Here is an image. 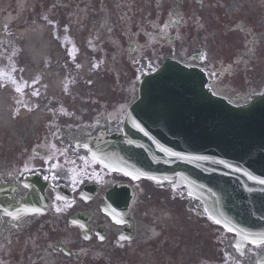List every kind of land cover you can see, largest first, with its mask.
<instances>
[{"label": "flooded vegetation", "instance_id": "obj_1", "mask_svg": "<svg viewBox=\"0 0 264 264\" xmlns=\"http://www.w3.org/2000/svg\"><path fill=\"white\" fill-rule=\"evenodd\" d=\"M226 1L224 12L217 13L215 0H0V89H9L18 110L28 111L9 128H0V264H257L264 246L240 244L234 234L209 222L205 231L187 230L179 217L182 205L172 200L176 190L186 195L181 188L174 190L167 181L133 179L89 156L90 142L120 129L136 95L135 75L129 80L133 87L121 88L122 95L107 108L88 118L72 117L66 109L71 103L63 108L51 94L49 78L43 73L25 76L31 61L20 36L38 24L49 31L62 55L58 70L64 84L72 77V65L75 75L78 72L79 59L88 56L96 67L94 57L112 54L107 48L116 49L114 42L126 34L143 37L136 55L123 54L129 72L153 68L159 50L181 60L208 51L202 57L209 67L216 61L230 62L232 77L256 79L242 90L248 101L264 88V0L259 5ZM148 7L160 16L159 28L146 15L135 20L134 14ZM237 19L247 25L222 28ZM105 21L108 30L102 45L97 34ZM89 22L91 34L85 36ZM156 29L163 42L150 33ZM42 63L43 70L50 64L43 59ZM214 87L232 99L238 93L227 84ZM34 112L37 119L32 118ZM161 186L172 193L160 191ZM36 191L43 192V204ZM109 195L126 206L120 221L106 211ZM28 200L41 211H23L21 205ZM191 201L198 215V201ZM58 207L62 211L57 212ZM5 209L18 218L12 219Z\"/></svg>", "mask_w": 264, "mask_h": 264}, {"label": "water", "instance_id": "obj_2", "mask_svg": "<svg viewBox=\"0 0 264 264\" xmlns=\"http://www.w3.org/2000/svg\"><path fill=\"white\" fill-rule=\"evenodd\" d=\"M206 83L201 71L173 60H166L156 73L143 80L140 98L131 107L130 118L140 120L142 131L150 130L157 139L152 141L141 132L128 130L131 143L129 149L126 147L122 150L126 151L129 158L121 154L120 159L131 172L143 175L152 174L149 170L181 173L180 170L184 168V165L167 157L166 151L162 150L167 144L166 136L160 137V132L155 133V127L149 126V121L155 125V120L159 121L158 117L165 114L170 116H165L169 121L167 128L177 133H182L187 118H203L194 129V134L183 133L180 136L181 142L175 146L184 148H178L174 153L182 149L197 150L196 147L203 150L215 142L223 141L224 135L228 136L229 143L241 145L239 151H248L244 156L251 155L249 161L261 158L260 151H264V135L261 134L264 133V94L255 98L249 106H233L205 88ZM172 112L178 114L184 126L173 121L176 117L170 114ZM259 166L260 163H256V168ZM197 187L201 189L200 185H195ZM219 202L214 204L215 215L226 225L242 232L246 229L258 232L264 230V218L254 213L244 216L233 212L235 207L228 208L217 204ZM241 224L247 225V228L239 227Z\"/></svg>", "mask_w": 264, "mask_h": 264}, {"label": "bare ground", "instance_id": "obj_3", "mask_svg": "<svg viewBox=\"0 0 264 264\" xmlns=\"http://www.w3.org/2000/svg\"><path fill=\"white\" fill-rule=\"evenodd\" d=\"M40 34H41V29L40 27H37L35 28L34 30L32 31H29L28 32V40L32 43L34 41L38 42V45H39V48L37 49H33L32 47H29V52H30V55H31V59H32V64L30 65V67H28V71H27V75L30 76V75H33V73L35 71H40V56L43 52H45V50H48L47 48V43L46 42H42L40 38ZM86 64H84V69H86ZM46 76L48 78H52V87H54V85L58 82V75L56 74V72L54 73V67L53 65H51L50 67H48L46 69ZM99 80H103L101 77H97ZM108 79V77H107ZM96 82V80H95ZM100 89H102L100 87ZM8 107L5 103V99L4 97L1 96V93H0V124H5L7 125L8 124ZM38 113L35 112L33 114V119H37L38 118Z\"/></svg>", "mask_w": 264, "mask_h": 264}, {"label": "snow or ice", "instance_id": "obj_4", "mask_svg": "<svg viewBox=\"0 0 264 264\" xmlns=\"http://www.w3.org/2000/svg\"><path fill=\"white\" fill-rule=\"evenodd\" d=\"M18 91L20 90V89H17ZM137 127H139V125H137ZM143 129H141V131H142ZM130 143H131V141H130ZM86 146V145H85ZM171 155H178L177 153H171ZM201 159H204V157H201ZM101 162H103V161H101ZM222 163V162H221ZM26 171L28 170L27 168L25 169ZM127 174H129V175H131V173H127ZM139 177L138 176H133V179H138ZM250 179H255V177H249ZM45 179H47V177H45ZM149 179H155V177H149ZM259 183L260 184H264V179H261V180H259ZM25 187H27V185H25ZM30 211H33V212H39V211H41L40 209H31ZM56 211L57 212H60V211H62V209H60L59 207L56 209ZM5 212H6V214L7 215H9L12 219H17L18 217H17V215L16 214H13V213H10V212H7V210L5 209ZM217 224H220L221 223V221H219V220H216L215 221ZM228 231H233V229L232 228H228L227 229ZM88 237L86 236L85 237V239H87ZM100 239H103V237H100ZM121 239H127L126 237H121ZM245 239H248V237H245ZM250 243L251 244H253V245H256L257 247H260V246H264V234H261V235H259V236H257L255 239H252L251 241H250ZM122 246V245H121ZM237 247V251H239L240 250V246L239 245H237L236 246Z\"/></svg>", "mask_w": 264, "mask_h": 264}, {"label": "rangeland", "instance_id": "obj_5", "mask_svg": "<svg viewBox=\"0 0 264 264\" xmlns=\"http://www.w3.org/2000/svg\"><path fill=\"white\" fill-rule=\"evenodd\" d=\"M216 12L217 13H219V12H221L219 9H217L216 10ZM96 57H98V55L96 56ZM117 60V59H116ZM104 64H103V66H104V68H103V66H102V69L103 70H105V71H107V73H110V74H106V72H104V74L103 75H108L107 77L109 78V80H106V82L108 83H106V86H107V88L108 87H112L111 86V84H112V82L114 81V80H117V79H115L114 78V72L113 71H115L116 69H115V67L113 66L112 68H110V66H112V65H114V63H113V60L110 58V57H108V58H106V59H104ZM109 69H112L111 71L109 70ZM123 70H125V67L123 68ZM113 72V73H112ZM111 75V76H110ZM118 75H119V77H120V71L118 72ZM109 82H111V83H109ZM111 96L112 95V91H111V89L109 88V89H107V96ZM182 219V218H181ZM183 220V219H182ZM184 221V220H183ZM185 222V224L187 225V222L186 221H184Z\"/></svg>", "mask_w": 264, "mask_h": 264}]
</instances>
